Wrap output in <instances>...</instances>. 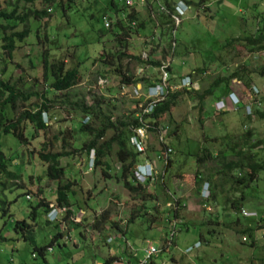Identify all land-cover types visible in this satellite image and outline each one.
Wrapping results in <instances>:
<instances>
[{"label": "rangeland", "instance_id": "obj_1", "mask_svg": "<svg viewBox=\"0 0 264 264\" xmlns=\"http://www.w3.org/2000/svg\"><path fill=\"white\" fill-rule=\"evenodd\" d=\"M94 1L77 0V3L69 11L63 12L59 8L55 9L48 18L37 22L32 20L30 35L23 42H18V47L12 58H8L4 54L0 44V75L4 80L9 79L23 93L27 91L38 93L37 96H32L29 99V102H35L39 97H42L40 94L46 87L42 81L41 55L44 50L48 51L51 58L65 59L68 66L83 61L79 64L82 75L81 84L74 88L73 93L84 98L89 104L94 103L95 98L98 99L104 113L110 116L112 121H115L132 114L136 110L138 112L140 102L144 100L147 92L142 90V85L140 88L122 86L120 78L114 71L117 62L113 61L112 67L102 60L104 48L107 51L115 52L121 48V44L113 35L117 32V28L114 27L113 31L112 29L106 30V34L98 37V32L104 30L102 14L106 12L107 16L104 18L110 19L111 22L114 21L115 14L108 0H97L98 3H95L97 5L94 4ZM150 1L145 0L144 3L135 5L143 19H149L148 2ZM116 2L122 4L121 1L116 0ZM2 3L3 0H0V4ZM33 7L43 8L39 3L34 4ZM185 15L180 23V29L176 31L181 45H177L174 51L169 47V44L172 47L174 43L171 30L155 26V24H148L150 29L147 27L142 30L141 35L133 34L131 37H122L127 43L125 50L142 57H146V54L151 51L152 54L155 53L153 58L161 61L165 60L164 57L168 58L172 61V72L178 77V79L173 78L176 79L172 80L173 86L177 84L175 82H178L180 75H186L196 69H203L196 72L193 78L195 90H202L210 86L216 77L229 75L235 68H238L245 69V74H251V85L256 86L260 92V104H252V112L246 114L245 117H243L245 109H239V106L236 108L228 99L225 101L215 99L216 93L224 96L223 91H221L222 88L216 89L214 95L206 99L202 112H200L197 102L189 100L186 95L177 97L171 112L164 114L160 119L159 129H164L165 133L163 134H165L166 143L173 149L168 167L175 172L179 170L186 175H194L197 168L196 154L201 146H206L212 150L214 155H219L222 151L227 150V145L231 143V137L235 136L233 134L240 133L244 129L254 130L256 137L264 141V114L261 115L264 113V78H260L257 74L259 67L264 64V51L248 53L238 43L225 50L221 48L226 39L253 35L257 32L260 26L264 24V0H207L199 9L194 7L187 9ZM155 16L153 13L152 17ZM23 27V24H18L14 30L20 31ZM36 28L38 29L36 30ZM151 30L155 32V36L144 35L150 34ZM45 33L48 34V37L44 36ZM160 33H163V40L160 39ZM36 34L39 38L36 37ZM211 54L215 56L213 57ZM217 56L220 57L219 59L222 56V59L219 61ZM122 64L123 69L128 66L130 71L135 74L144 71L149 75L157 71V68H149V65H138L129 58L125 59ZM245 79L248 80L247 77ZM231 83L235 91L243 89L242 92L244 93L243 82ZM135 88L139 90V93L135 92ZM228 94L229 92L225 93L227 96ZM244 96L249 102L251 90H247ZM21 103L19 102L18 105ZM225 108L228 112L224 113L222 109ZM22 109L23 107L19 106V110ZM57 112L55 114L60 122L52 120L53 131L59 127H67L71 130L75 128L73 135L76 145H80L89 139L88 135L80 133L77 129L83 114L76 113L64 105L59 107ZM11 113L12 110L9 107L7 114L10 116ZM90 124L96 127L98 121L91 118ZM156 131L155 133L148 131L146 141L147 150L154 152L161 150L162 147ZM26 134L30 136L31 130L28 129ZM111 134V131L107 133L108 136ZM52 135L53 133L49 136ZM228 135L231 137H227ZM205 137L218 139L212 141L205 139ZM223 137L224 139L221 140ZM42 140L43 138L40 136L30 138V144L23 145L13 134H3L2 136V150L9 163V169L21 173L22 180L20 182L24 188L19 187L8 194L10 199L14 198L15 195L19 196L10 206L12 218L4 220L0 217V228L5 225V222L8 224L14 219H23L28 215L33 216L30 203L32 206L35 205L41 197L48 201L51 200L50 202L55 201L56 183L47 179L45 165L38 159L35 152ZM259 156L264 158V142L259 149ZM88 159L89 154L61 159V165L66 168V176L76 183L73 187L74 196H71V199L77 202L75 204L78 214L76 219H80L85 212L88 220L83 222L81 230L84 236L81 238L77 230L68 228L72 238L66 248L68 249L67 254H70L71 257L60 254L57 246H53V250L47 253L49 264H95L98 261L94 257L95 253L99 255L98 258L105 253L107 254L103 255L104 257L111 256L108 251L110 247L113 252L120 255L122 248L120 258L123 260H126L128 253L141 258L149 244L161 250L155 263L171 264V254L182 256L185 247L197 241L201 232L206 239H209L212 246H206V257L202 258L200 264H249L245 259L241 262H237L236 259L238 256L242 257V252L250 254V259L252 256L258 257L260 251L264 249V227L256 232L258 244L251 247L249 241L248 244L242 241L244 235L236 232L240 227H228L230 214L222 206L208 204L207 206L210 205L211 208L207 210V206L201 201L199 209L195 212V221H208L211 218L215 219L217 223L208 221L207 225L194 226L189 230L180 229L178 232L179 247L172 246L169 250L164 249V240L168 231L164 221L166 216L161 215V218L156 222H150L149 219L152 220L156 215L153 211L152 214L148 215L149 219L145 216L138 217L128 225L126 220L129 214L124 204L128 194L122 183L114 178V174L119 170V164L113 158L115 165L110 170L112 178L104 179L99 169L89 170ZM156 166L162 171V164L159 165L158 163ZM199 172L201 175L205 174L203 168ZM165 179V187L173 192L174 179L171 181L167 177ZM156 180L150 184L151 188L158 194L154 204L160 211H163L166 209V202L170 200V197L165 188L162 189ZM202 186L203 184L201 190ZM39 190L41 194L38 193ZM25 192L31 194L33 199L28 201ZM246 194L247 200L244 203L246 208L257 212L264 211V171L259 173L258 180L246 190ZM107 199L117 204L114 207V214L118 218V228L117 231L112 230L106 238L108 240L111 237L113 239L112 244L104 241L105 239L100 236L99 232L93 231L92 227L87 224L88 221L92 220L93 212H100L108 206H105L109 201ZM85 204L88 208L84 209L83 213H79L80 205L85 207ZM165 214L167 215V213ZM33 217L36 221L30 218V223L35 224V230L38 234L37 242L44 244L48 241L50 234L56 230L52 225L45 226L46 213L43 209H39L37 215L35 214ZM260 224L264 226L263 221ZM67 227V225H63L64 231ZM179 227L181 228V226ZM209 230L215 231V236H212ZM117 232L118 235L121 234L126 239L121 241L119 239L121 235L117 237ZM5 235L8 240L0 242V264H34L39 262L38 258L32 256L31 244L19 238L13 230L6 232ZM17 237L18 239H16ZM115 239H117L119 246L115 245L117 243ZM185 254L190 256L193 253ZM258 264L263 263L260 261Z\"/></svg>", "mask_w": 264, "mask_h": 264}, {"label": "trees", "instance_id": "obj_2", "mask_svg": "<svg viewBox=\"0 0 264 264\" xmlns=\"http://www.w3.org/2000/svg\"><path fill=\"white\" fill-rule=\"evenodd\" d=\"M119 1L122 2L121 5L117 3L116 0H108L115 14L113 17L114 21L111 22L108 29L103 25L104 30L98 32V37L106 34L110 29L113 31V27L117 28V32L113 33V35L116 36L119 44H121V48L115 52L107 51L104 48L102 50V52L104 51L102 60L112 67L114 65L113 61L117 62L114 71L120 78V84L122 86L135 87L137 84H141L143 88L152 87L159 81L160 65L168 58L164 57L165 60L162 61L156 60L153 58L155 53L152 54L153 52L151 51L146 54V57L131 54L125 50V48H127V43L124 42L122 37H131L133 34L141 35L143 32L142 30H145L149 26L148 24H155V26L171 30V36H173L172 38L175 45L171 47V44H169V47L174 51L177 45H181L180 38L178 34H176L177 29H180V24L176 26L171 17V13L175 12L176 4L182 3L187 6L188 9L192 7L199 9L207 0H151L148 2L149 19H143L136 7L128 5L126 0H118V2ZM36 3L42 5L43 8H34L33 5ZM76 3L77 0H3V3L0 4V44L4 54L7 55L8 58L13 57L14 51L18 47V42H23L30 35L32 31V20L33 22H37L48 18L53 14L55 9L59 8L62 9L63 12L69 11ZM95 3H98V1L95 0L94 4ZM153 13L156 15L154 18L152 17ZM105 16H107L106 12L102 14L103 20ZM185 16H183V18ZM18 24H23L24 26L20 31L14 30ZM37 29L38 28H36V30ZM144 35L153 37L155 36V32L151 30L150 34ZM44 36L48 37V34L45 33ZM159 36L160 39H164L163 33H160ZM36 37L39 38L38 35ZM236 43L244 47L248 53L264 51V24H262L253 35L226 39L221 48L225 50ZM79 56L81 57V54ZM211 56L214 57L215 55L211 54ZM127 58L135 61L138 65H149V68H157V71L149 75L144 71L138 74L132 73L128 66L123 69L122 62ZM216 58L219 59L220 57L217 56ZM221 59H219V61ZM41 60L43 67L42 81L46 84V87L40 94L42 97H39L35 102H29V99H31L32 96H37L38 93L32 91L23 93L9 79L4 80L0 75V217L4 220L12 218L10 206L17 200L19 195H15L14 198L10 199L8 194L19 187L24 188L20 182L22 180L21 173L9 169V163L2 150V136L3 134H13L23 145L30 144V138H38L40 136L43 140L36 147L35 152L38 159L45 165V175L47 179L56 183V189L54 191L56 204L65 206L68 209L67 216L63 218L65 220L64 226L67 225L68 227L66 231H64V229L61 228L60 222H53L45 218V226L52 225L56 232L50 234L47 242L38 244V234L35 230V224L30 223V218L36 221L33 216L35 214L37 215L39 209H43L46 214L50 209V201L41 197L40 201L35 205L32 206L30 203L33 210L32 214H34L33 216L28 215L23 219H14L12 222L9 221L8 224L5 222V225L0 228V242L7 241L8 237L5 233L13 230L19 238L31 244L33 258L39 259V262L34 264H49L47 261V253L53 250V246H57L60 254L66 255L69 258L71 257L70 254H67L68 249L66 248L68 242H70L72 238L68 228L70 230H77L80 234V238L81 236L83 237L84 235L81 229L84 220L87 219V215L84 213L80 222L69 219L70 215L76 214L77 206L75 204L77 202L71 199V196H74L73 187L76 183L66 176V168L61 165V159L63 157L76 155L83 156L89 154L90 159L93 154L94 165L92 170L95 171L99 169L104 179L112 178L110 170L115 165L113 158L116 163L119 164V170L114 174V178L122 183L124 190L128 194L124 202L129 214L126 220L128 225L134 222L138 217L145 216L148 218V215L152 214L153 211L156 215L152 220L148 218L150 222H156L161 218V215L166 216L165 213L183 220L184 217L181 214L182 206L180 200L175 199L174 209L166 208L160 211L154 204L158 194L150 188V182L147 181L145 184H142L135 176V165L150 158L148 154L150 150H147V155L144 156V154L137 151L131 143L134 129L141 126V122L136 115L142 111L144 104L146 103L147 105L148 101H145V99L142 102L139 101L141 104L138 112L136 110L132 114L112 121L110 116L104 113L98 99L95 98L94 103L89 104L84 98H80L73 93L74 88L81 84L82 75L79 64L83 61L68 66L67 61L63 58H51L47 50L43 51ZM171 68L172 62L168 71L173 75ZM202 70L203 69H196L186 75H180L181 77H179L178 82L174 81L177 83L175 86L180 84L185 77H190L193 80L196 72ZM257 74L260 78H264V64L259 67ZM250 76V73L245 74V69L235 68L229 75L216 77L211 85L205 89L188 90L186 87H179L175 90H170L163 101L157 103L150 113L143 115V120L151 125L148 131L155 133L156 129L160 127V119L164 114L171 112L176 104L175 100L178 96L186 95L189 100L197 102L199 110L202 112L205 107L206 99L214 95L216 89L222 88L221 91H223L224 94L223 96L216 93V100L225 97V93L227 94L232 90L231 82H243L244 93H247L249 89L252 90L254 85H251ZM246 77L248 80L245 79ZM176 78L178 79V77ZM172 80L176 79H173L172 76L171 85L174 84ZM19 102L22 103L18 105ZM63 105L64 107L67 106L71 108L76 113L83 114V117L88 118L86 121L85 118L83 119L82 117V120L78 123V131L89 136V139L80 145L75 144L73 135L75 128L71 130L67 127H59L53 131V124H47L48 120H57L55 113H58L57 109ZM19 106H22L23 109L19 110ZM9 107L12 110L10 116L7 114ZM263 114L264 113H261L262 116ZM91 118L98 121L96 127L91 126ZM57 122H60V120H57ZM28 129L31 130V137L26 134ZM109 131L112 132L110 136L107 135ZM51 133H53V135L50 137L49 135ZM205 139L216 141L218 138L205 137ZM223 139L224 137L221 140ZM263 142L264 141L260 139L253 140L250 131H248L239 135L237 140L233 141L232 144H228L227 150H230L231 155L225 153L226 150H224V152L222 151L219 155H214L210 148L201 146L196 154V172L194 175H191L193 177V185L197 190L201 188L204 182H209L210 197L205 201V204L214 205V203L221 201L226 203L225 210L230 214L229 226L233 227L239 223L240 228H238L236 232L246 235L249 238L251 247H255L258 244L256 242V232L264 227L260 224V222L263 221L262 215L264 211H258L260 216L258 219L254 217H243L240 215V211L246 208L244 206L247 200L246 190L250 188L252 183L258 180L259 173L264 171V158L259 156V149H261ZM158 151L159 153L161 152V150ZM170 161L171 159L169 157L168 163L163 166L162 174L159 175V178L156 180L162 189L165 188L166 177L171 181L177 178L186 179V176H189L180 175V173L182 174L183 172L179 170L175 172L172 168L170 169V167H168ZM202 168L205 170V174L201 175L199 170ZM173 173L175 174L173 175ZM216 179H218V181H216ZM40 192L39 190L38 193ZM116 205V202L110 201L109 205L100 210V212H93L92 220L90 219L91 221L87 223L88 226L90 225L92 227L93 231L99 232L100 236L105 239L104 241H107L106 238L110 235L109 233L112 230L117 231L118 218L117 215L114 214V207ZM80 206V208L78 207V211L88 208L86 204L85 207L84 205ZM234 213L238 215L235 216ZM208 221L217 223L215 219L211 218L208 219ZM208 221L204 220L200 225H207ZM151 225L153 224L151 223ZM180 226V229L184 228L187 230L190 228L188 222L184 220ZM209 232L211 234L213 233L212 230H209ZM199 238L203 242H210L202 232L199 233ZM16 239H18V237ZM199 243L201 244L200 241ZM245 244H248V242H245ZM49 247H51V251H49ZM120 257V254L107 255L101 257L100 260L102 264H113L114 261L118 260ZM254 261L256 263H254ZM260 261L264 264V258H252L251 264H257ZM148 264L156 263L152 259Z\"/></svg>", "mask_w": 264, "mask_h": 264}, {"label": "built area", "instance_id": "obj_3", "mask_svg": "<svg viewBox=\"0 0 264 264\" xmlns=\"http://www.w3.org/2000/svg\"><path fill=\"white\" fill-rule=\"evenodd\" d=\"M144 2L145 0H126V3L130 6H135L137 3L141 4ZM187 9L188 7L182 3L176 4L175 12L171 13V17L173 18L174 24L176 26H178L181 23L183 16H185L187 12ZM103 22H104V27L108 29L111 25V20L105 18ZM174 45L175 43H173V46ZM171 62L172 61L168 59L162 62V64L159 67V72H160L159 81L155 83L154 86L148 87L145 89L142 88V90H145L147 92L144 99L145 101L147 100L148 102H147V105L146 103L144 104L142 111L140 113H137L136 115L141 122V126L134 129L133 131L134 134L131 138V143L136 148L137 151L143 153L144 155H146V151H147L146 141L148 139V128H150L151 125L148 122L143 120V115L146 113H150L157 103L163 101L166 98V95L168 94L170 90H174L179 87H186L188 90L196 89V87L194 86V82L190 77H185L182 80V82L176 86L171 85L172 75L168 71V68L171 65ZM136 86L140 88L141 84H137ZM135 92L139 93V90L135 88ZM259 94L260 92L258 88L253 87L251 90V99H250L251 101H250L249 106L247 107L248 113H251L250 108L253 103L260 104L259 99H258ZM230 99L237 108L239 106L240 100L236 97L235 94H231ZM85 120L87 121L88 118L86 117ZM47 124H52V121L48 120ZM163 130L164 129H161V128L157 129L158 140L162 145L161 152L159 153V156L157 157L158 159L157 161L161 162V164L164 166L166 163H168V159L170 155L173 153V149L166 143L165 134H163L165 132ZM93 165H94V158L92 154L89 159V170L93 168ZM161 174H162V171H160V169L156 166V164L153 165V163L148 160H145L143 164L135 165V176L137 180L142 184H145L147 181L152 182L156 180L157 178H159V175ZM209 189H210L209 182H204L202 186V190H201V195L204 201L208 200V198L210 197ZM26 198L28 200L33 199L31 194H27ZM170 198L171 200L166 204V208L174 209L175 208V203H174L175 198L171 195H170ZM49 208L50 209L48 213L46 214V219L53 221V222H60L61 228L63 229V225H65L63 218L66 217L68 214L67 207L59 206L58 204H56L55 201H52L49 204ZM78 212L82 213L81 210H79ZM240 215L243 217H254L256 219L260 217L257 211H250L246 209H241ZM76 216H78L77 213L75 215H70L69 219L75 222H80L83 215L81 216L80 219H76L77 218ZM164 221L167 225L168 231L166 233L163 247L164 249H170L172 246H174V239H175L176 234L180 230L179 226L182 223V220L175 218L171 216L170 214H167ZM257 239L258 238L256 237V241ZM107 241L108 243H111L113 239L109 237ZM242 241L248 242L249 238L246 235H244L242 237ZM199 245L200 243L198 242L194 245V247L189 246L184 250V252L189 253L190 251H192L195 247ZM48 249L49 251H51V247H49ZM160 252H161L160 249H157L154 245L149 244V246L145 248V253L143 254V256L139 258L136 262L133 263V262H129L128 259L123 260L122 258H119L118 260L114 261L113 264H148Z\"/></svg>", "mask_w": 264, "mask_h": 264}, {"label": "crops", "instance_id": "obj_4", "mask_svg": "<svg viewBox=\"0 0 264 264\" xmlns=\"http://www.w3.org/2000/svg\"><path fill=\"white\" fill-rule=\"evenodd\" d=\"M173 78L174 77H176L177 75H175L174 73H173ZM238 83H241V82H238ZM231 87H232V90L229 92V94H228V96L226 95L225 97H222L221 98V100L222 101H225V100H229L230 102H232L231 101V99H230V95L231 94H235L236 95V97L240 100V102H239V109H245V113L243 114V117H245L246 116V114H249L248 112H247V107L249 106V104H250V102H248V100H247V97L246 96H244V93L242 92L243 91V89L242 90H238V91H235V89L233 90V86L231 85ZM253 87H256V86H253ZM222 111L225 113L226 111H227V109L225 108V109H222ZM250 111L252 112V106H251V108H250ZM228 112V111H227ZM248 131H250V134H251V136H252V139L253 140H256V139H258L257 137H256V135H255V133H254V130H252V129H244V130H241V132L240 133H236V134H233V135H235V136H232L231 137V135H228L227 137H231V140L230 139H228V140H230V142L232 143L233 141H236L237 140V138L239 137V135H242L244 132H248ZM230 143V144H231ZM235 143V142H234ZM228 146V145H227ZM212 151V150H211ZM159 153V151H149V159H148V161H150V162H152L153 163V165H157L158 163H159V165L161 164L160 162H158L157 161V157H158V154ZM225 153H228V155H231V152H230V150H226V152ZM220 154V153H219ZM146 155H147V151H146ZM146 155H144V156H146ZM142 157V156H141ZM158 162V163H157ZM144 163V161L142 162H140L139 164H143ZM180 175H183V176H185L186 174H184V173H180ZM187 175H189V176H186V179H184V178H177V179H175L174 181H173V187H174V191L173 192H171L170 190H168L166 187V191H167V194L169 195H171V196H173L175 199H178V200H180V203H181V206H182V209H181V214L183 215V217H184V221H187L188 222V224H189V226H190V228L191 227H194V226H200V224L202 223V221H195V219L194 218H196V215H195V212L199 209V207H200V201H201V203H203L204 205H208V204H205V202L204 201H202L203 199L201 198V194H200V192H201V188L199 189V190H197L196 189V187L193 185L194 183H193V177L190 175V174H187ZM151 183H153V181L152 182H150V184ZM253 184V183H252ZM150 188H151V185H150ZM152 189V188H151ZM170 195H169V197H170ZM168 197V198H169ZM111 199V198H110ZM107 200H109V199H107ZM170 200H171V198H170ZM169 200V201H170ZM51 201V200H50ZM54 201V200H53ZM110 201V200H109ZM109 201L106 203V205L105 206H107V205H109ZM169 201H167L166 202V204L169 202ZM197 202H199V203H197ZM214 205H220V206H222V208L223 209H225V207H226V203H223L222 201L221 202H216V203H214ZM210 206V205H209ZM209 206H207V210L209 209V208H211V207H209ZM244 208V207H243ZM244 209H246V210H253V209H248V208H244ZM81 211H82V213L84 212L82 209H80ZM253 211H256V210H253ZM97 212H99V211H97ZM85 213V212H84ZM83 213V214H84ZM235 214V216L236 215H238V214H236V213H234ZM205 217H206V215H205ZM262 218H263V223H264V214L262 215ZM182 220V219H181ZM182 220V221H183ZM228 227H231V226H228ZM235 227H240V225H239V223H237V225H235ZM184 229V228H183ZM182 230V229H181ZM184 230H186V229H184ZM187 230H189V229H187ZM180 231V230H179ZM214 233H215V231H213V233L211 234L212 236H215L214 235ZM178 234L179 233H177L176 234V236H175V239H174V247H176V248H178L179 247V241H178ZM116 235H118V234H116ZM119 235H121V234H119ZM119 235L117 236V237H119ZM199 236V235H198ZM223 236V235H222ZM121 241L122 240H124V239H126L125 238V236H120V238H119ZM201 242V244L199 245V246H197V247H195V249L193 250V251H191V253H193L192 255H190V256H187L186 254H185V252H184V254L182 255V256H178L177 254H171V258H170V262H171V264H200V262H201V260H202V258L203 257H206V253H205V249H207L206 248V246H208V247H210V246H212L211 245V242H209V243H207V242H203V241H201L200 240V238H198L197 239V241H194V243L193 244H190V245H187L188 247L190 246L191 247V245H192V247H194V245L197 243V242ZM115 242H117V239H115ZM112 243H113V241H112ZM111 243V244H112ZM115 245L116 246H119V244H118V242L117 243H115ZM187 246L185 247V249L187 248ZM120 248V247H119ZM121 250V255H122V248L120 249ZM167 250H169V249H167ZM109 253L111 254V255H115V254H117V253H115V252H113L112 251V248L110 247L109 248ZM190 253V252H189ZM105 254H107V253H105ZM105 254H103V255H105ZM103 255H100V258H98L99 257V255L97 254V253H95V258H97V260L98 261H96V263L95 264H102V262H101V260L99 261V259H101V257H103ZM120 255V256H121ZM241 256L242 257H237V259H236V261L237 262H241L243 259H245L246 260V262L247 263H249V264H251V262H250V257H251V255L250 254H247V253H244V252H242V254H241ZM258 257L259 258H264V249H262L261 251H260V253L258 254ZM126 258L128 259V261H133V263L134 262H136V260H138L140 257L139 256H135L134 254H130V253H128V255L126 254ZM156 258H157V256L156 257H154L153 258V261L155 262L156 261ZM180 258V259H179ZM252 258H256V257H253L252 256ZM101 262V263H100ZM254 263H256L255 261H254ZM259 263V262H258ZM257 263V264H258ZM156 264H158V263H156ZM228 264V263H227Z\"/></svg>", "mask_w": 264, "mask_h": 264}, {"label": "clouds", "instance_id": "obj_5", "mask_svg": "<svg viewBox=\"0 0 264 264\" xmlns=\"http://www.w3.org/2000/svg\"><path fill=\"white\" fill-rule=\"evenodd\" d=\"M145 160H148V159H145ZM145 160H144V161H145ZM138 164H139V163H138Z\"/></svg>", "mask_w": 264, "mask_h": 264}]
</instances>
